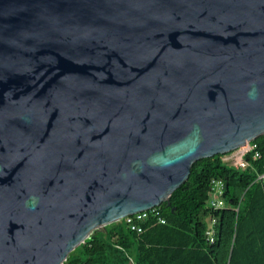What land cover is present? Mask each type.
Segmentation results:
<instances>
[{"label":"water","instance_id":"95a60500","mask_svg":"<svg viewBox=\"0 0 264 264\" xmlns=\"http://www.w3.org/2000/svg\"><path fill=\"white\" fill-rule=\"evenodd\" d=\"M264 135V0H0V264H63Z\"/></svg>","mask_w":264,"mask_h":264},{"label":"trees","instance_id":"16d2710c","mask_svg":"<svg viewBox=\"0 0 264 264\" xmlns=\"http://www.w3.org/2000/svg\"><path fill=\"white\" fill-rule=\"evenodd\" d=\"M261 154L246 156L252 168L242 172L217 155L194 163L191 175L164 203L166 224L151 219L140 234L120 221L97 232L74 250L70 264H264V135L254 141ZM226 184V208L209 205L211 182ZM238 209V210H236ZM217 221V238L211 244L206 231Z\"/></svg>","mask_w":264,"mask_h":264},{"label":"built area","instance_id":"2783aa9c","mask_svg":"<svg viewBox=\"0 0 264 264\" xmlns=\"http://www.w3.org/2000/svg\"><path fill=\"white\" fill-rule=\"evenodd\" d=\"M243 153L239 158L234 159H226L224 162L231 166L234 167L242 172L252 168L251 163L247 161L246 156L254 152V159H260L261 154L258 151V146L257 144L252 141L248 143L245 147H243ZM258 181H264V174H258L257 176ZM225 194H226V184L224 181L220 179H213L211 182V192H210V197L208 201L209 207L214 210L218 211L221 209L226 208V202H225ZM238 210V209H236ZM151 219H156V222L159 224H166L167 221L165 218L161 216V208L156 207L150 210L138 212L133 215H128L126 216L122 221H124L132 231H135L137 233H142L144 231V224L151 220ZM217 221L216 219H212L209 227L206 231V240L213 244L216 241L217 238ZM63 264H70L68 262V259L64 261Z\"/></svg>","mask_w":264,"mask_h":264},{"label":"rangeland","instance_id":"374dc122","mask_svg":"<svg viewBox=\"0 0 264 264\" xmlns=\"http://www.w3.org/2000/svg\"><path fill=\"white\" fill-rule=\"evenodd\" d=\"M243 151H244L243 148H239V149H237V150H235V151H233V152L225 155L223 157V159L224 160H226V159H234L235 160L236 158H239V156H241V154L243 153Z\"/></svg>","mask_w":264,"mask_h":264}]
</instances>
